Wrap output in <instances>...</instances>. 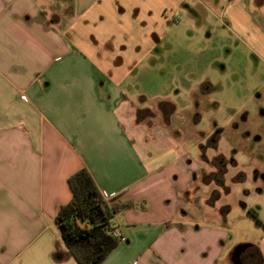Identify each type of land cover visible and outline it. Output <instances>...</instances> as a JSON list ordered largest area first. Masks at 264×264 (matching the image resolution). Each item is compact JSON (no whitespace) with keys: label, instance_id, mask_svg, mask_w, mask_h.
<instances>
[{"label":"crops","instance_id":"obj_1","mask_svg":"<svg viewBox=\"0 0 264 264\" xmlns=\"http://www.w3.org/2000/svg\"><path fill=\"white\" fill-rule=\"evenodd\" d=\"M243 1L229 15L264 58V0H247L251 12ZM182 2L0 0V264H79L55 215L82 167L111 202L134 203L114 214L124 238L99 264H264L253 241L184 215L214 188L202 131L190 151L178 120L200 113L214 81L183 67Z\"/></svg>","mask_w":264,"mask_h":264},{"label":"rangeland","instance_id":"obj_2","mask_svg":"<svg viewBox=\"0 0 264 264\" xmlns=\"http://www.w3.org/2000/svg\"><path fill=\"white\" fill-rule=\"evenodd\" d=\"M182 1L175 18L179 33L184 35L177 45L183 52V67L192 68L195 76L201 72L203 77L207 72L214 81L213 92L197 97L200 113L178 120L182 135L187 134L181 138L186 144L183 146L190 151L196 149L187 143L188 134L193 129L202 131L197 141L205 159L203 175L207 186L214 188L210 196L211 191L204 187L200 206L191 204L184 215L202 224L225 227L232 243L250 240L263 252L264 58L249 49L248 34L240 27L234 28L231 10L226 6L230 0ZM237 7L251 12L247 0ZM257 25L263 27L264 20ZM184 69L165 75L170 79L182 76ZM192 72H186L185 78L192 77ZM143 74L138 73V80ZM199 114L201 120L195 124L193 117ZM212 126L214 129L209 130ZM106 200L110 202L111 198Z\"/></svg>","mask_w":264,"mask_h":264},{"label":"trees","instance_id":"obj_3","mask_svg":"<svg viewBox=\"0 0 264 264\" xmlns=\"http://www.w3.org/2000/svg\"><path fill=\"white\" fill-rule=\"evenodd\" d=\"M67 183L72 197L59 207L55 222L79 264H99L120 241L111 232L114 214L134 203L108 202L86 167L72 173Z\"/></svg>","mask_w":264,"mask_h":264},{"label":"built area","instance_id":"obj_4","mask_svg":"<svg viewBox=\"0 0 264 264\" xmlns=\"http://www.w3.org/2000/svg\"><path fill=\"white\" fill-rule=\"evenodd\" d=\"M102 193V192H101ZM102 195L105 197V198H108V196L105 194V193H102ZM112 234L119 238L120 240L124 238V236L120 233L119 229L116 228V227H113L112 230H111Z\"/></svg>","mask_w":264,"mask_h":264},{"label":"flooded vegetation","instance_id":"obj_5","mask_svg":"<svg viewBox=\"0 0 264 264\" xmlns=\"http://www.w3.org/2000/svg\"><path fill=\"white\" fill-rule=\"evenodd\" d=\"M214 145H216V142L211 144V146H214ZM247 255H249V254H248L247 251H246V253L244 254V256H247ZM256 255H259V256L262 257V255H260L259 253H257Z\"/></svg>","mask_w":264,"mask_h":264}]
</instances>
